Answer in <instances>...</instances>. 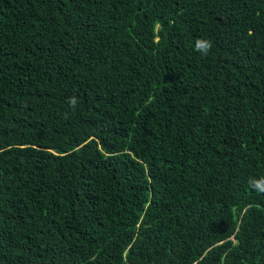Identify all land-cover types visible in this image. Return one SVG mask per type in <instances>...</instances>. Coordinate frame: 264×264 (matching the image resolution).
<instances>
[{"label":"trees","instance_id":"1","mask_svg":"<svg viewBox=\"0 0 264 264\" xmlns=\"http://www.w3.org/2000/svg\"><path fill=\"white\" fill-rule=\"evenodd\" d=\"M260 176L264 0H0V264H264Z\"/></svg>","mask_w":264,"mask_h":264},{"label":"clouds","instance_id":"2","mask_svg":"<svg viewBox=\"0 0 264 264\" xmlns=\"http://www.w3.org/2000/svg\"><path fill=\"white\" fill-rule=\"evenodd\" d=\"M212 41L209 39L198 38L195 41V51L199 52L202 56H207L212 49ZM77 104V99L72 97L70 100V105L74 108ZM67 115V114H66ZM249 187L259 194H264V176L259 178L250 177Z\"/></svg>","mask_w":264,"mask_h":264}]
</instances>
